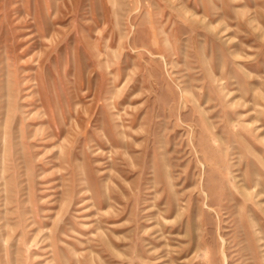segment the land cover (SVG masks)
Wrapping results in <instances>:
<instances>
[{
  "label": "rangeland",
  "instance_id": "obj_1",
  "mask_svg": "<svg viewBox=\"0 0 264 264\" xmlns=\"http://www.w3.org/2000/svg\"><path fill=\"white\" fill-rule=\"evenodd\" d=\"M0 264H264V0H0Z\"/></svg>",
  "mask_w": 264,
  "mask_h": 264
},
{
  "label": "bare ground",
  "instance_id": "obj_2",
  "mask_svg": "<svg viewBox=\"0 0 264 264\" xmlns=\"http://www.w3.org/2000/svg\"><path fill=\"white\" fill-rule=\"evenodd\" d=\"M222 253V252H221Z\"/></svg>",
  "mask_w": 264,
  "mask_h": 264
}]
</instances>
